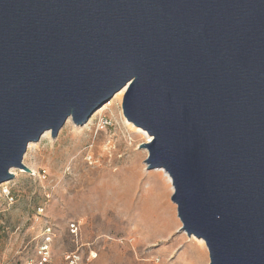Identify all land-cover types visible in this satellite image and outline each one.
Masks as SVG:
<instances>
[{
  "label": "water",
  "instance_id": "obj_1",
  "mask_svg": "<svg viewBox=\"0 0 264 264\" xmlns=\"http://www.w3.org/2000/svg\"><path fill=\"white\" fill-rule=\"evenodd\" d=\"M180 231L264 264V0H0V188L122 89Z\"/></svg>",
  "mask_w": 264,
  "mask_h": 264
},
{
  "label": "rangeland",
  "instance_id": "obj_2",
  "mask_svg": "<svg viewBox=\"0 0 264 264\" xmlns=\"http://www.w3.org/2000/svg\"><path fill=\"white\" fill-rule=\"evenodd\" d=\"M119 92L84 125L69 118L30 143L31 172L12 168L0 188V264L210 263L207 246L180 231L174 188L147 168L149 141Z\"/></svg>",
  "mask_w": 264,
  "mask_h": 264
},
{
  "label": "bare ground",
  "instance_id": "obj_3",
  "mask_svg": "<svg viewBox=\"0 0 264 264\" xmlns=\"http://www.w3.org/2000/svg\"><path fill=\"white\" fill-rule=\"evenodd\" d=\"M126 88H124L121 92H119V94L118 95H121V94H123L126 90H125ZM111 104V103H110ZM133 124V123H132ZM133 126L135 127V129H136V131L137 132H140L141 133V135H143L145 138H146V140L147 141H150L151 139H152V137L145 131V130H143L142 128H140V127H138V126H136V125H134L133 124ZM47 135V134H46ZM158 170H161L162 172H160V175L161 176H164V178H165V180L167 181V182H169L170 183V186L171 187H173V184H172V179H171V176L169 175V173L166 171V170H164V169H161V168H159ZM111 172V171H110ZM109 185H107L106 183H104L100 188H98L97 190H98V192H105L107 189H109ZM174 188V187H173ZM194 237V239L195 240H197L200 244H202L203 246H206V243H205V241H204V239H200V238H196L195 236H193Z\"/></svg>",
  "mask_w": 264,
  "mask_h": 264
}]
</instances>
